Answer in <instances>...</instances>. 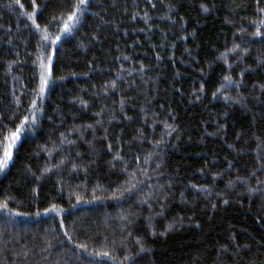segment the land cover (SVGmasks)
Here are the masks:
<instances>
[{
    "label": "trees",
    "instance_id": "obj_1",
    "mask_svg": "<svg viewBox=\"0 0 264 264\" xmlns=\"http://www.w3.org/2000/svg\"><path fill=\"white\" fill-rule=\"evenodd\" d=\"M77 2L0 0V264H264V0Z\"/></svg>",
    "mask_w": 264,
    "mask_h": 264
},
{
    "label": "snow or ice",
    "instance_id": "obj_2",
    "mask_svg": "<svg viewBox=\"0 0 264 264\" xmlns=\"http://www.w3.org/2000/svg\"><path fill=\"white\" fill-rule=\"evenodd\" d=\"M16 2L18 3L19 0H16ZM148 2L152 3V0H148ZM90 4H91V0H78L77 3H74L72 5V7L75 9V11H73L71 13V15L68 17V19L70 21L76 20L77 22H79V15H83V12L87 10V8L90 6ZM155 6H156L155 4H152V7H155ZM201 7L203 8V5H201ZM203 10L205 12L209 11V9H207V8H203ZM258 10L261 12H264V9H258ZM34 16H35V14H30L28 16V19L32 20V24L35 25L37 31H39L40 25L36 22V19L34 18ZM53 19H55V17H53ZM132 19H136V16L133 15ZM253 23H256V21H253ZM262 23H264V22H262ZM64 31H65V33L70 31V25L69 24H65ZM141 31H143V29H141ZM259 34H260V32L258 30L257 35H259ZM44 39L47 40L48 37L45 35ZM56 39L59 40L60 37L58 36V37H56ZM124 59H127V57H124ZM40 68H41L40 92L43 93L45 88L48 86L49 80L51 79V72H50V70L48 72H45L44 62H41ZM224 79H225V81L228 82L229 85L234 84L237 89L241 86L240 83L234 82L230 76H225ZM111 87L114 90L116 89L115 82L112 83ZM261 90L264 91V88H262ZM228 99H229V97H225V100H228ZM234 102L238 103L239 101H234ZM121 103L123 104V101H121ZM35 106H36L35 103H33V107H35ZM25 122H27V118H25ZM34 122L35 121L33 120V123ZM23 127H24V125H21L20 128H17L16 132L12 134V137H11L12 143L7 145V147L5 148L4 153H3V158L0 159V171H2L4 168H6L8 166L9 161L12 159V148L14 147L15 142L20 139V131H21V128H23ZM89 127H91V125H89ZM253 175H255V174H253ZM225 203H227V201H225ZM0 208L7 209L10 211V209H8L6 202L4 204H0ZM49 211L58 213L59 210L57 209V207L55 205H53V207L51 209H49ZM16 215L19 216V215H22V213L18 212V213H16ZM78 247H79V245H78ZM102 255L105 257H108L109 253L103 252ZM111 258L114 259V257H111Z\"/></svg>",
    "mask_w": 264,
    "mask_h": 264
}]
</instances>
